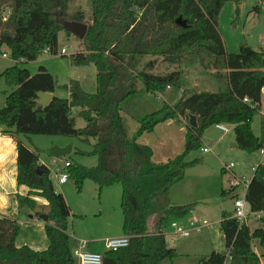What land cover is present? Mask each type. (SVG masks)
<instances>
[{
	"label": "trees",
	"instance_id": "trees-1",
	"mask_svg": "<svg viewBox=\"0 0 264 264\" xmlns=\"http://www.w3.org/2000/svg\"><path fill=\"white\" fill-rule=\"evenodd\" d=\"M73 1L0 0V10L3 6L11 10L6 20L0 14V47L7 45L11 58L17 61H33L46 48L58 54L59 33H71L64 29L58 14L70 15ZM228 1L238 6L243 0H92L91 24L83 39L85 49L72 54L71 62L96 65L95 93L85 91L74 79L65 85L70 97L53 95L46 106H40L32 101L37 91L53 93L56 89L54 76L45 66L40 65L32 74L27 67L14 64L0 74L12 88L0 108V126L15 137L17 182L29 187L27 195L18 194L19 204L33 211L38 205L34 196L45 198L49 215L44 225L49 245L44 250L17 246L20 224L16 219L0 217V264H78L72 250L76 241L69 232L71 209L64 195L56 191L50 167L40 161L36 149L25 143L23 138L32 134L76 137L91 146L89 151L76 150L81 155L97 156L96 165L85 166L69 159L66 167L79 191L86 179L97 183L99 190L121 184L122 228L130 241L118 250L107 249L104 264H160L175 256V249L168 251L165 235L168 217L183 219L195 204L167 206L154 231L149 230L148 219L154 203L166 199L186 168L201 161L188 160L187 155L201 148L206 129L217 123L233 125L237 147L248 154L256 155L264 146V115L262 135H256L252 128L263 99L264 50L246 53L242 47L237 53L227 51L218 24ZM253 10L262 11L258 4ZM180 15L187 26L176 22ZM84 18L82 11H76L70 20ZM146 56L162 57L169 63L207 57L209 65L226 70L228 87L215 92H184L175 104L165 102L158 110L135 115L140 126L129 138L122 112L131 98L144 90L157 96L168 85L183 86L182 71L154 72L155 59L136 72L137 64ZM138 80L143 90L137 88ZM191 115L197 118L196 127L190 124ZM77 118L84 119L85 126L77 127ZM169 119L179 123L186 120L185 148L175 158L156 163L152 147L139 143L138 138ZM222 193L227 195L231 190L223 189ZM246 199L251 211L258 213L261 226L251 229L245 221L233 217V212L223 211L220 230L225 250L213 251L197 264H223L229 247L233 264H262L251 243L255 238L264 242V165L254 172Z\"/></svg>",
	"mask_w": 264,
	"mask_h": 264
},
{
	"label": "rangeland",
	"instance_id": "rangeland-1",
	"mask_svg": "<svg viewBox=\"0 0 264 264\" xmlns=\"http://www.w3.org/2000/svg\"><path fill=\"white\" fill-rule=\"evenodd\" d=\"M91 4L92 0H74L69 5L68 12L70 15L58 14L60 23L70 20L71 15L76 11H82L85 16L83 22L89 26L91 24ZM256 4H258V0H243L238 6L231 1L226 2L223 6L219 15L218 28L228 52H240L242 47H251L257 51L264 50V11L253 10ZM237 8H239L238 13ZM10 12V8L6 6L0 10L2 17ZM6 46L2 45L0 50H5ZM62 47L67 49L66 54H50L43 50L38 58L33 61L4 58L0 52V71L3 72L8 66L18 64L20 67H27L32 74H35L40 65H43L54 76L55 95L69 97V89L65 85L70 83L72 79L78 80L85 91L97 92L98 70L96 65L93 63L76 65L71 62L72 54L85 49L84 40L64 30L59 34V49ZM150 59H155L154 72L182 71L184 87L171 86V90L166 87L167 91L158 92L157 96L148 95L144 90V92H139V96L136 98H131L124 109L125 114H127L124 124L129 138L134 136L140 126L134 118L135 115H145L160 109L166 101L175 104L184 92L205 90L215 92L226 89L224 76L226 70L209 65L207 57H203V60L199 57H186L181 62L169 63L164 61L162 57L146 56L137 64L135 71L138 72ZM136 84L137 88L144 89L140 80ZM11 90L12 88L7 84L5 78L0 77V108L5 106L6 97ZM140 95L146 96L147 100L140 98ZM263 114L262 111H259L253 118L252 128L256 135L263 133ZM173 121V124L160 125L157 129L154 128L153 131L147 132L146 136L149 142L153 144H156L155 142H158L160 138H166L164 142L166 150L163 152L167 156L165 162L181 154L185 148L187 127L184 126V128L181 126L182 123ZM85 124L84 119L77 118V127H83ZM227 128V131H222L213 124L206 129L201 148L192 150L187 155L188 160L199 158L201 161L186 168L184 177L171 186L166 199L154 203L152 214L148 219L149 230L156 229V223L164 208L171 204L193 203L195 204L194 217L196 219L201 217L210 222V227L206 226L200 230L194 229L188 236H183L174 232L171 223L182 221L188 226V217L186 216L183 220L177 216H169L165 226V235L169 248L175 249L176 254L172 258L163 260L160 264H197L200 259L207 258L213 251L222 252L225 250L220 220L223 211L228 213L234 211V201L222 193L223 188H227L226 175L222 172V167L225 163L233 162L238 175L248 179L252 175L250 165L261 158L260 154H248L237 146H232L231 142L235 143L234 127L227 125ZM23 139L30 148L38 151L42 162L51 166V178L54 187L61 190L71 209L69 232L73 242L76 239H85L89 241V250L105 252L107 250L105 237H120L124 234L121 184L117 183L99 190L97 183L91 179H86L81 191L76 188L73 177H69L67 183L59 184L55 166L50 163L52 157L47 154V151L54 146L63 147L72 143L74 150L60 161V165H64L65 159H70L85 166H94L98 162L97 156L81 155L76 150L77 148L89 151L91 146L76 137L64 135L32 134ZM147 145L150 146V144ZM204 147L209 148V151L204 152L202 149ZM157 159H161V157L157 156ZM61 172L62 170H60ZM47 210L45 207L44 211L47 212ZM25 217L27 223L21 226L20 238L23 239L29 231L34 237L39 238L38 244L43 246L42 243L46 236L40 230V226L36 224L39 216L34 214V217H29V220L27 219L28 215ZM245 221L250 222L251 225L261 223L260 218L253 213H250ZM261 243L264 246V242L260 240L258 244L261 245ZM262 261L264 263V255H262Z\"/></svg>",
	"mask_w": 264,
	"mask_h": 264
},
{
	"label": "crops",
	"instance_id": "crops-1",
	"mask_svg": "<svg viewBox=\"0 0 264 264\" xmlns=\"http://www.w3.org/2000/svg\"><path fill=\"white\" fill-rule=\"evenodd\" d=\"M3 45H5V44H3ZM5 48L6 49L3 51L0 50L1 55L3 52H6L8 54L10 53L9 48L7 46ZM4 58H11V56L4 57ZM11 59H13V58H11ZM8 67H10V66H8ZM1 73L2 72L0 71V74ZM72 80H74V79H72ZM183 87H184V85H183ZM227 87H228V82L226 80V88ZM171 89H172V87L169 90H171ZM54 93H55V91L53 92V95H55ZM147 93H148V95H152L151 92H147ZM69 95H70V91H69ZM137 96H139V95H137ZM137 96H135L133 98H136ZM140 98H144V100H147V97L144 95H140ZM166 102H168V101H166ZM168 103L172 104L170 102H168ZM156 110H158V109H156ZM153 111H155V110H153ZM260 111H262L264 113V90H263V99H262V105H261ZM125 112L124 111L122 112L124 119L126 117L125 115H127V114H125ZM132 115H134V113H132ZM173 123H174L173 119H169V120H166L165 122L159 123L155 127V129H157L160 125L173 124ZM226 125H230V124H226ZM181 126L182 127L186 126V122L184 121V119H183V123L181 124ZM0 129L2 131V133L0 134V216L1 217H8L11 219H16L17 222L20 224V226H23L27 223L26 219H24V218H26L25 215L26 216L28 215L27 219L29 220L30 218L34 217V214H33V216H30L33 213V211L27 209L26 207L21 206L19 204L17 196H18V194L27 195L29 192V187L26 185H19L17 182L18 149H17V142L15 140V137L12 134L5 132L3 130V127L0 126ZM219 130H221V129H219ZM147 134H148L147 132L143 133L138 138V142L142 143V144H150V146L153 148V158L152 159L154 162H156V163L165 162L167 160V156H165L163 152H164V150H166L165 146H164V142L166 141V138H160L158 142H155L156 144H153L152 142H149L148 137H146ZM231 144H232V146H237L236 140H235V143L231 142ZM73 150H74V146H73ZM158 152H159V154H157ZM157 156L161 157V159H157ZM63 158L64 157H61V158L52 157V159L50 161L51 165L55 166V169H56L55 172L57 174L59 184H65L68 182V180L66 182H60V180H59V176L61 174L60 170H62V171L66 170L65 162L69 160V159H65L64 165H60V161L63 160ZM40 161H41V159H40ZM42 163H44V162H42ZM44 164H46V163H44ZM46 165L49 166L51 169L50 165H48V164H46ZM58 166H59V168H58ZM223 170H224V166L222 167V172L224 173ZM51 171H52V169H51ZM223 189H227V188H223ZM56 191L62 193L61 190L56 189ZM227 195H228L227 196L228 198L233 200L232 195L230 193H228ZM34 198L37 200L38 205H41V206H43V208L46 207L48 209V201L45 198H42L39 196H34ZM257 214H256V216H257ZM260 214H262V213H259V215ZM187 217H188L187 218L188 221L190 219H192V217H194L193 211ZM38 218L39 219H37L36 224L40 226V230H42L46 236L45 241L42 243L43 246L38 244L40 241L39 238L34 237L32 233H29V231H27V235H24L23 239L20 238L21 234H19V236L16 240L17 246L28 245L31 248L36 249V250H44L48 247L49 239H48L46 232H45V227H44L45 221H43L40 217H38ZM184 219L185 218H183V220ZM28 222H30V221H28ZM246 223L251 227V229H254V228L261 226V223L260 224H254V225H251L250 222H246ZM150 231H154V230H150ZM123 235H126V234H123ZM108 237L109 236L105 237V239H108ZM111 237H114V236H111ZM259 241H260L259 239H255L252 241L251 245H252V249L260 257L261 263L264 264L262 261V255H264V246H263V243H261V245H259L258 244ZM88 246H89V241H88Z\"/></svg>",
	"mask_w": 264,
	"mask_h": 264
},
{
	"label": "built area",
	"instance_id": "built-area-1",
	"mask_svg": "<svg viewBox=\"0 0 264 264\" xmlns=\"http://www.w3.org/2000/svg\"><path fill=\"white\" fill-rule=\"evenodd\" d=\"M258 5L260 9L264 11V0H258ZM10 13L4 15L3 19L6 20L9 17ZM44 52L50 53L48 48L44 49ZM59 53L62 55L66 54L67 49L65 47H62ZM2 56L9 57L10 55L6 52H3ZM167 87L171 88L170 85H168ZM244 101L249 102V99L245 97ZM215 126L216 128L221 129L223 131L228 130L227 125L223 123H217L215 124ZM1 133L2 131L0 129V134ZM202 149L204 150V152L209 151V148L207 147H204ZM258 154L261 155V158L258 159L255 163H252L250 165V170L252 171V175L248 179H245L244 177L238 175L237 171L235 170V164L233 162L224 164L227 189L231 190L230 194L232 195L234 201L233 217L238 219L240 222L245 221L248 215L250 213H253L251 211L250 204L246 199V193L254 172L258 169V167L264 165V146L260 149ZM69 164L70 162L66 161L65 167H67ZM68 179H69V173L66 170L62 171L59 176L60 182H66ZM253 214L256 215L257 213H253ZM188 222H189L188 226L182 221H173L171 225L172 227H174V232L176 234H181L183 236H188L190 232L194 229L200 230L201 228L206 226L210 227V222L202 218L190 219ZM129 241H130V236L128 235L108 238L106 247L109 250H118L120 248L126 247L129 244ZM72 250H73V255L77 259L78 264H104V253L89 250L88 240L77 239ZM232 259H233L232 248L229 247L225 252V259L223 261V264H233Z\"/></svg>",
	"mask_w": 264,
	"mask_h": 264
},
{
	"label": "water",
	"instance_id": "water-1",
	"mask_svg": "<svg viewBox=\"0 0 264 264\" xmlns=\"http://www.w3.org/2000/svg\"><path fill=\"white\" fill-rule=\"evenodd\" d=\"M176 22L182 26H187L186 20L183 19V17L180 15L177 19ZM64 29L69 30L71 33L77 35L80 39H84L87 30H88V25L83 22V21H78V20H65L62 23ZM244 51L246 53H251L253 49L251 47H245ZM53 93L52 92H47V91H37L36 97L32 99V101L40 106H46L50 99L52 98ZM190 124L194 127H196L197 124V118L195 115L190 116ZM73 150V144L70 143L66 146L60 147V146H54L51 149L47 151V154L50 157L54 158H61L69 155ZM40 174H42V170H38ZM33 214H39V217L47 222L49 220V215L47 212L44 211L43 206L37 205L33 209V213L30 216H33ZM173 249L169 248L168 251L171 252Z\"/></svg>",
	"mask_w": 264,
	"mask_h": 264
}]
</instances>
